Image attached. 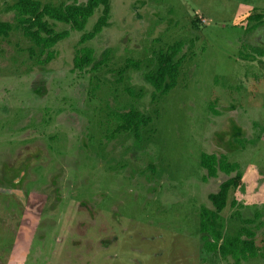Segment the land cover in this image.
I'll return each mask as SVG.
<instances>
[{"label": "rangeland", "instance_id": "374dc122", "mask_svg": "<svg viewBox=\"0 0 264 264\" xmlns=\"http://www.w3.org/2000/svg\"><path fill=\"white\" fill-rule=\"evenodd\" d=\"M13 2L0 0L12 25ZM100 12L43 65L19 27L0 37V264H264V24L245 19L264 0H108L80 42ZM176 40V82L160 94L144 74ZM83 46L84 72L72 69ZM129 109L149 118L137 139L115 130ZM201 152L235 167L205 178ZM228 178L216 209L208 195ZM213 233L250 240L254 255L208 249Z\"/></svg>", "mask_w": 264, "mask_h": 264}, {"label": "trees", "instance_id": "16d2710c", "mask_svg": "<svg viewBox=\"0 0 264 264\" xmlns=\"http://www.w3.org/2000/svg\"><path fill=\"white\" fill-rule=\"evenodd\" d=\"M98 6L101 7L100 15L93 23L92 29L80 35V42L91 39L104 26L108 15V0H85L83 3L72 2L57 6L40 4L38 0H14L9 8L14 12L15 23L12 25V23L0 20V37H7L13 28L19 27L22 35L28 38L34 47L39 49V55L46 50L44 57L36 60L38 64L43 65L52 57V51L49 48L60 39L66 37L69 29L81 30L87 18L91 16L93 10ZM245 19L247 22L249 20L254 21L253 24L248 26V30L253 29L259 24H264V12L248 14ZM48 20L64 23L68 25V29L55 31L48 24ZM181 46L182 42L176 40L157 51L154 71L144 74L145 80L153 87L154 91L162 94L175 85L178 67L182 60V56L177 57ZM28 53L33 54V49L28 48ZM91 61V48L83 46L72 58V69L84 72V67L89 65ZM128 65L137 66L136 62H132L129 59L126 60L124 67ZM165 81L166 83H164ZM115 118L118 122L115 130L132 133L134 139L138 138L140 127L146 125L149 121L147 116L135 109L117 113ZM199 164L205 170V175L203 176L205 178L214 177L217 170L228 174L235 167L234 164L225 160L224 155L217 156L213 153L205 152L199 154ZM232 185H234L233 180L228 178L218 185L216 192L208 195L216 209L223 207L225 197ZM202 216L200 228L206 230L207 224L204 220L207 218V213L203 212ZM213 237L212 242H204V245L210 250H217L224 255L229 254L236 261L239 257L244 258L247 255H254V247L250 240H243L239 236H233L217 243L218 234L213 233Z\"/></svg>", "mask_w": 264, "mask_h": 264}]
</instances>
